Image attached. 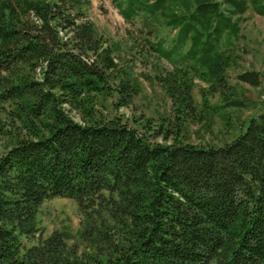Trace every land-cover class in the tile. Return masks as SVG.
I'll return each instance as SVG.
<instances>
[{
  "label": "trees",
  "instance_id": "1",
  "mask_svg": "<svg viewBox=\"0 0 264 264\" xmlns=\"http://www.w3.org/2000/svg\"><path fill=\"white\" fill-rule=\"evenodd\" d=\"M114 1L163 57L189 46L178 61L206 67L219 93L231 90L222 41L240 34L249 9L264 18V0H223L225 10L215 0ZM91 5L0 0V113L21 126L0 156V264H264V112L221 146L183 142L178 131L172 143L154 142L156 129L103 116L102 99L127 107L138 88L87 15ZM160 16L178 31L170 51L152 37ZM178 80L163 81L181 113L193 101ZM238 80L258 87L262 76ZM222 99L240 107L232 93ZM57 198L77 204L85 251L59 232L28 245L41 238L40 208Z\"/></svg>",
  "mask_w": 264,
  "mask_h": 264
},
{
  "label": "rangeland",
  "instance_id": "2",
  "mask_svg": "<svg viewBox=\"0 0 264 264\" xmlns=\"http://www.w3.org/2000/svg\"><path fill=\"white\" fill-rule=\"evenodd\" d=\"M215 1L226 9L223 0ZM91 2L87 15L95 23L98 33L112 45L116 62L132 70L138 88L132 104L127 107L113 106L117 101L114 95L102 99L97 109L103 116L116 111L136 126L145 125L149 129H156L157 134L154 136L159 137L154 142L172 143L178 131L183 142L221 146L232 141L251 117L264 112V18L252 8L240 18V34L236 37L228 36L222 41L221 49L230 60L225 78L231 90L219 93L214 89H218L216 81L208 75L206 67L199 63L184 64L178 61V57H182L189 46L182 49L180 54L174 52L171 59L165 58L146 45L143 31L148 28L143 27L142 21L128 23L114 0ZM174 11L183 9L174 8ZM166 19L160 16L154 21L155 33L152 37L156 43L161 44L163 50L170 51L176 44L178 31H173L166 24ZM248 71L261 74L260 86L254 87L238 80L240 74ZM175 77L180 80L181 88L193 101V108L181 113L167 93L163 81ZM35 78L39 79L38 74L33 77ZM109 91L112 92L111 89ZM224 93H232L240 107H222ZM67 111L73 120L83 122L82 115L77 110L67 107ZM8 113L9 109L0 113V156L9 148L14 138L16 128L12 125L21 128L17 121L12 122L6 118ZM161 128L170 129L167 137L160 135L161 131L158 130ZM81 222L82 217L74 201L62 198L47 201L37 215L41 238L36 237L28 245H36L39 240L59 232L65 234L69 246L79 245L83 252L86 248L81 243Z\"/></svg>",
  "mask_w": 264,
  "mask_h": 264
}]
</instances>
